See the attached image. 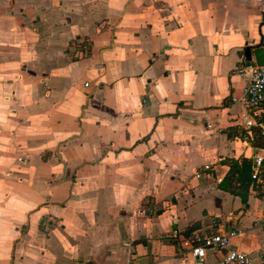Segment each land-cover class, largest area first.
<instances>
[{"label":"crops","instance_id":"0c3cea01","mask_svg":"<svg viewBox=\"0 0 264 264\" xmlns=\"http://www.w3.org/2000/svg\"><path fill=\"white\" fill-rule=\"evenodd\" d=\"M261 16L257 0H0V264H192L185 239L231 229L264 264V197L218 188L261 153L224 104Z\"/></svg>","mask_w":264,"mask_h":264},{"label":"built area","instance_id":"2783aa9c","mask_svg":"<svg viewBox=\"0 0 264 264\" xmlns=\"http://www.w3.org/2000/svg\"><path fill=\"white\" fill-rule=\"evenodd\" d=\"M260 14H264V0H257ZM251 70L248 83L241 88L238 96L230 95L224 100L225 105L239 104L249 116L244 122L247 130H257L264 142V66H256L255 62L248 66ZM243 73L244 70H237ZM88 83L84 84L87 87ZM259 155L251 158V179L261 183L259 175L264 161V148ZM212 166L206 164L195 174L196 180L210 178ZM230 216L227 222H230ZM260 224L264 229V212ZM240 232L231 229L226 233H196L185 239L182 243L186 254L192 264H207V252L213 251L219 255L216 264H257L247 254L232 248V239L239 236Z\"/></svg>","mask_w":264,"mask_h":264},{"label":"trees","instance_id":"16d2710c","mask_svg":"<svg viewBox=\"0 0 264 264\" xmlns=\"http://www.w3.org/2000/svg\"><path fill=\"white\" fill-rule=\"evenodd\" d=\"M251 144L253 147L263 149L264 142L259 135L257 130H253L252 132V140ZM229 170L226 176L222 179V181L218 184V188L221 190L229 192L231 195L238 196L243 204L247 203L248 198V189L251 184L255 183L251 179V170H252V160L247 158H240L239 161L236 160H228L227 161ZM260 185L264 187V161L262 164V168L260 171ZM235 185H240V189H242V193H239L235 188ZM260 198L264 197V193L259 195Z\"/></svg>","mask_w":264,"mask_h":264},{"label":"water","instance_id":"95a60500","mask_svg":"<svg viewBox=\"0 0 264 264\" xmlns=\"http://www.w3.org/2000/svg\"><path fill=\"white\" fill-rule=\"evenodd\" d=\"M264 23V14L261 16ZM244 60L246 62L254 61L256 66H264V47L247 46L244 50Z\"/></svg>","mask_w":264,"mask_h":264},{"label":"rangeland","instance_id":"374dc122","mask_svg":"<svg viewBox=\"0 0 264 264\" xmlns=\"http://www.w3.org/2000/svg\"><path fill=\"white\" fill-rule=\"evenodd\" d=\"M235 188H236L235 191H237L239 193L243 192L242 189H240V185H235ZM251 193L254 196L260 198L259 195L264 193V187H261L260 183L255 182V183L251 184L249 189H248V195ZM254 207H255V210L251 209L253 211L252 214L254 213L253 215L257 216L259 214V212L262 210V208L264 207V203L256 204V205L254 204Z\"/></svg>","mask_w":264,"mask_h":264}]
</instances>
